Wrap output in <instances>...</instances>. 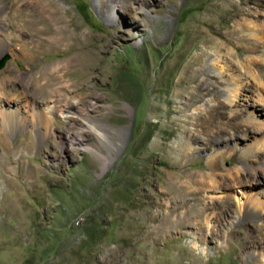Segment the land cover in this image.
Here are the masks:
<instances>
[{
	"label": "rangeland",
	"instance_id": "374dc122",
	"mask_svg": "<svg viewBox=\"0 0 264 264\" xmlns=\"http://www.w3.org/2000/svg\"><path fill=\"white\" fill-rule=\"evenodd\" d=\"M47 23L39 68L0 57V264H264L262 52L233 49L262 63L237 74L210 58L240 82L200 119L173 97L207 39L264 41V0H49ZM78 53L90 89L68 103L80 77L39 70Z\"/></svg>",
	"mask_w": 264,
	"mask_h": 264
},
{
	"label": "bare ground",
	"instance_id": "6f19581e",
	"mask_svg": "<svg viewBox=\"0 0 264 264\" xmlns=\"http://www.w3.org/2000/svg\"><path fill=\"white\" fill-rule=\"evenodd\" d=\"M2 2L3 0H0V25H2L1 29L3 30L5 35L4 37L0 36V57L9 49L14 51L16 50V47L19 46L20 50L17 52L23 56L24 60H26V65L29 68H39L41 66L39 62V55L43 53L44 48L47 45L44 44V42H48L47 36L49 35L48 30H50L46 29L48 24L47 12L49 0H11L7 12L4 11ZM240 15H242V9H240L239 6L235 5L232 19ZM5 21L8 23H6L7 25L4 24ZM11 21H13V24H11ZM3 25L6 26V28L3 27ZM246 29L247 27L238 24L229 28L227 32H225L226 38L228 37L227 42L224 41L221 44L213 42L211 39L206 40L205 43L208 48L203 49L198 55L193 58V60L190 62V65L188 66V70H186V73L184 75V77L189 81L187 88L183 90V92L176 91L173 93V97L177 101V115L187 119H200L201 116L203 117L204 113L198 112L186 114L187 110H189V108H191L194 104L202 102L205 106L202 111L206 112V114L210 113L211 110L208 103H210L211 101H215L216 106H219L221 104V101H218V97L221 96L222 93L225 94V92H223L224 90H221V87H225V84H231V81L240 82V79L238 77L236 78L235 76H232V74L225 79L223 71V73L221 72L222 77L213 72V70H211L210 66H208L207 64L212 56L214 58L210 63L211 66L213 62L217 64L229 63L228 67L230 69L228 70H232L234 74L239 73L241 68L244 70H253L257 68V66L262 65L261 61H258L251 56H244L240 55L239 53H235V59L231 54V51L233 49L236 50L237 48H239L240 44L242 45L241 48L245 53L262 52V56L264 57V41L259 39L258 41L248 42V40L246 39V35L243 34L247 31ZM23 35L28 36L31 39V42L27 41L29 43H26V41H22L21 36ZM66 40L68 39H65V41ZM70 40L76 42V35L75 38H72ZM73 46L74 45H72L71 47ZM80 58L81 53H78L74 57H66L60 61L49 64V66L41 67V69L39 70L43 77L42 80L57 78L61 79L62 81H66L67 79H69V77L72 76L80 77V83L82 86H77L75 87V89L71 90L70 94L72 97L68 99L65 98L68 103L77 95L85 98L88 94L86 91H89L90 89V86L88 84L90 74L88 73V71H85L86 69L81 64V62H79ZM41 64H43V62ZM254 79H258L259 81V77L255 76ZM19 81L21 83L25 82L23 78ZM39 83L40 77L36 76L32 78L31 84L33 87L37 88L39 86ZM71 86H76V84L72 83ZM231 93L232 98L237 97L236 91H232ZM211 95L213 96L211 99H206V97H210ZM153 214L150 220L146 222L145 227L149 234L160 237V234L163 233L162 230L168 223L169 218H162L159 222H157L156 216H159V214Z\"/></svg>",
	"mask_w": 264,
	"mask_h": 264
},
{
	"label": "water",
	"instance_id": "95a60500",
	"mask_svg": "<svg viewBox=\"0 0 264 264\" xmlns=\"http://www.w3.org/2000/svg\"><path fill=\"white\" fill-rule=\"evenodd\" d=\"M6 59H7V58L1 60V62H0V68L4 65V62L6 61Z\"/></svg>",
	"mask_w": 264,
	"mask_h": 264
}]
</instances>
